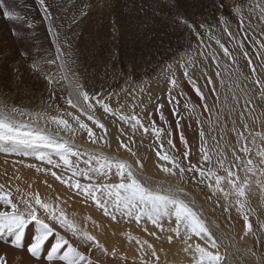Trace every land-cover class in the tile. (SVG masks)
I'll use <instances>...</instances> for the list:
<instances>
[{
	"label": "snow or ice",
	"instance_id": "obj_1",
	"mask_svg": "<svg viewBox=\"0 0 264 264\" xmlns=\"http://www.w3.org/2000/svg\"><path fill=\"white\" fill-rule=\"evenodd\" d=\"M40 4L44 7L47 16L48 11L45 0H40ZM218 7L223 9L225 4L218 3ZM255 7L259 8L260 19L264 20V7H261L259 3ZM0 9H2L3 15L9 20L21 19L19 15L4 7L3 0H0ZM230 11H233L239 17L240 24L243 25L244 17L241 7L236 5L230 8ZM220 19L226 24L224 16H221ZM182 22L188 24V27L199 36L195 25L189 24L187 20H182ZM200 27H204V25L201 24ZM225 30L227 31V27ZM53 34L55 37L59 36L58 32H54ZM13 35L23 40V37L15 29L13 30ZM228 35L231 37L232 33L228 32ZM216 43L223 49L225 56L232 57V53L219 39L216 40ZM239 47L241 49L244 48L242 41ZM259 48L264 49V42H259ZM56 51L61 57L63 56V50L59 43H57ZM260 54L257 52V55ZM21 55L27 56L28 53L22 51ZM243 55L248 58V64L252 65L249 53L244 51ZM212 58H216L215 54H213ZM232 62L236 63L234 57H232ZM47 63H55V61H48ZM191 66V61L188 62L187 67L181 64V67H184L183 75L188 78V83L192 85L200 99L204 100V93L189 76L188 68ZM167 67L169 70L172 69L171 64ZM260 68L264 72V59L260 61ZM32 69L34 72L39 73L41 71L40 63L33 61ZM60 69L58 77L51 73H44V78L50 86V98H54L55 96V92L51 90V86L61 80L65 81L69 89L66 97L67 105L86 115L87 119L94 126L101 129L104 135L97 136L88 123H85L79 115H72V113H68V115L75 122L77 126L75 128L68 119L58 116L49 117L50 121L57 126L58 131L71 134H75L76 131H84L87 133L92 144L102 141L104 147L110 148L111 141L106 138L108 130L105 124L94 115L96 105H99L104 113L117 117L119 121L129 126L130 135H127L123 128L119 129L120 135L117 137V151L123 149L130 153L140 171L126 160L109 157L103 153L94 154L87 149L85 150L87 158L81 160L82 153L76 151L73 143L68 139H58L43 129L15 119L12 113L23 114L16 107L11 108L10 111L0 108V141L11 142L14 145L12 148H3L0 151L17 152L22 156H33L36 160L51 165L52 168L71 172V175L65 179L64 176L49 168H40L32 164L27 165L29 168H35L37 172L50 173L57 181L66 185L69 190H72L77 195H81L85 201L93 202L95 207L100 209L103 215L109 217L112 221L119 222L121 219H126L129 222L134 221L138 226H141L143 232L154 237L156 240L163 238L168 243H172L174 239L181 240L185 244L183 251L191 253L192 264H229L227 246L232 245L233 241L230 238L228 245L225 246V251L223 253L220 251L222 245L213 234L211 227L203 215V211L197 209L195 197L191 192L180 186L188 179H191L195 185H204L211 193L206 199L213 200L215 198L213 202L217 207L222 206L224 212L229 213V217L230 209L235 208L244 221V231L241 239L251 234L258 243H264V241H261V237L254 231L253 223L249 218V213L254 210L250 207L248 200V192L251 186L249 174L256 175L259 172L261 176H264V167L258 168L257 163L250 158L252 150L248 147L243 132L237 133L238 142L244 141L239 151L249 158L244 160L233 149L232 155L234 160L229 162L224 148H220L219 141H216L217 152L215 153V162H213V153L207 146L206 134L202 122L198 118L200 114L195 111L197 105L189 106L185 104V108L189 110V114L197 116V123L201 124L199 129L200 158L195 164L189 160L185 165L182 163L180 157L170 154L176 151L171 127L167 129L158 127L156 121L151 118L145 123L144 119L136 115L134 111L131 114H123L119 108L113 109L109 103L104 102V99L107 97L103 93L90 95L88 91L84 90L83 84L74 81L69 75L71 69L63 59L61 60ZM251 72L253 75L256 74L255 66L251 67ZM216 75H220L219 71ZM72 76L74 77L75 73H72ZM206 79L207 83L205 86L212 83L211 77H206ZM168 83L171 85L168 89L169 102H171L174 99L171 95L172 90L178 89L180 85L174 74L168 77ZM253 83L259 86L260 98L264 100V80L257 77ZM221 84L223 85V80H221ZM211 91L214 92L215 88L213 87ZM180 94L183 95L182 92ZM217 99H219L218 96ZM236 102L239 103L238 98H236ZM249 103H251V100H247L245 106ZM163 107V104L157 105L158 109H162ZM202 107L211 112L207 103H204ZM134 108L135 105H133ZM173 111H176L175 108ZM240 116L243 118L244 113L241 112ZM159 119L165 124L168 123L163 112H160ZM208 122L211 124L210 117ZM176 125L177 127L181 126L179 119L176 121ZM244 127L247 128L248 125L245 124ZM232 131H235V128ZM137 132L142 137H152L151 148L154 150L157 158V167L165 175L177 178L179 181L178 185L165 186V181H155L152 177L143 175V160L132 147L136 143L134 137ZM179 135L180 141L184 145L182 157L184 160H188L191 154L188 141L185 139L182 131ZM255 135L264 140V133L257 132ZM125 136H127V139L124 138ZM213 140H215V137H213ZM140 143H143V141L141 140ZM165 143L168 145L167 149L165 148ZM252 143L255 144V139L252 140ZM256 155L260 157L259 164L264 165V149H258ZM236 161L240 163H236ZM81 163L85 165L84 168L80 167ZM241 167L244 171L243 177L239 174ZM113 169H115V175L119 178L118 183L107 182L112 177ZM76 177H83L88 182L81 183ZM101 180L104 182H99ZM145 181L150 183H145ZM256 183L261 188H264V183H261L260 180H257ZM150 184H154L155 187L150 186ZM15 190L17 193H21V189L18 186ZM56 199L60 200V197L57 196ZM221 200L224 202L223 205H221ZM0 203L5 208L4 211H0V236L11 237V245L14 248L26 252L37 261L41 260V253L45 250L44 246L46 242H49L50 238L55 235L59 238L51 245L50 250H46L48 264H104V261L93 259V251L99 253L104 258H111L113 264H127V256L121 254L117 247L113 246L110 250L96 235L81 227L74 218H70L59 204L42 199L39 192L21 194L16 199L12 196L11 192L5 191L3 184H0ZM40 210H43V215H41ZM86 219L91 221L94 226H98L97 221L91 216L86 217ZM52 222H55L66 233H69L75 241H79V244H74L72 239L59 235ZM149 224L152 226L151 231L148 227ZM166 224L167 227H165ZM257 224L259 230L264 232V222L260 221L259 216H257ZM30 225L35 227V232L31 241L25 244V233ZM215 227L219 228V225H215ZM122 235L126 237L129 243L135 242L139 246L141 264H160L157 249L147 239H141L133 235L131 231L122 233ZM196 238L203 243L196 242ZM80 245L86 246L87 250L81 251ZM252 255L254 256L255 253L253 252ZM146 257L154 259L150 260ZM0 264H8L6 253L0 252ZM261 264H264V261H261Z\"/></svg>",
	"mask_w": 264,
	"mask_h": 264
},
{
	"label": "rangeland",
	"instance_id": "obj_2",
	"mask_svg": "<svg viewBox=\"0 0 264 264\" xmlns=\"http://www.w3.org/2000/svg\"><path fill=\"white\" fill-rule=\"evenodd\" d=\"M218 3H224L225 7L221 9ZM257 3L264 7V0H45L48 11L46 16L40 0H3L4 7L19 15L21 19L9 20L0 9V106L9 111L13 107L19 108L23 114H12L42 125H45L44 122L55 125L49 117L58 116L68 119L75 128V122L68 115L72 113L79 115L93 130L102 132L86 115L67 105L69 89L65 81L61 80L51 86L55 96L50 98V86L44 78V73L58 77L62 59L70 67L69 75L74 81L83 84L84 90L90 95L103 93L107 97L104 102L110 106L115 104L117 108H122L129 94L139 92L147 84H152L150 88L154 90V85L161 81L162 76L166 83L168 77L173 74L178 83L181 82V86L175 89L178 94L183 93L181 107H185V104L194 105L187 94L190 86L194 88L183 75L184 67H181V64L187 67L189 61L194 63L195 57L198 58L202 51L201 48L209 50L211 40L219 39L221 42L222 35L231 39L232 46L238 49L240 42L245 40L243 30L246 32L245 36H248L247 33L258 26L255 17L256 11L259 10L255 7ZM236 5L242 9L243 25L240 24L239 17L230 11V8ZM250 15L254 16L255 20L250 18ZM221 16L226 18V24L221 21ZM182 20L195 25L199 36ZM201 24L204 27H200ZM14 29L20 33L23 40L13 35ZM54 32H58L59 36L55 37ZM228 32L232 33L231 37ZM256 35L257 33L254 36ZM57 43L63 50L62 57L56 51ZM22 51L28 55L22 56ZM53 60L55 63H47ZM33 61L40 63L39 73L33 71ZM169 64L172 65L171 70L167 67ZM188 72L206 97V87L212 86V83L204 86L207 83L206 77H211L210 73L206 72L202 79L198 74H193L191 67ZM72 73H75L74 77ZM152 93L154 95V92ZM157 97H153V102H150L152 105L158 102ZM143 102L146 104L144 100ZM171 104L170 108L179 110L180 103L177 99H173ZM162 112L168 121L167 124L163 121L159 123L155 112H148L147 116H153L158 127H177L178 116H172L169 110ZM94 115H97L101 122V117L109 116L99 105H96ZM185 124V120L181 122V130L188 140V128ZM67 134L77 138L87 135L84 131ZM178 139L180 140V135ZM0 142L3 143L0 149L14 147L11 142ZM75 150L82 153L81 160L87 158L85 151ZM0 153L3 161L13 160L24 169L32 164L49 168L62 176L71 175V172L52 168L33 156H22L17 152ZM80 167L84 168V164L81 163ZM29 169L36 171L34 168ZM39 173L45 174L43 171ZM114 174L115 172H112V176ZM45 175L52 176L50 173ZM76 179L80 182L87 181L81 177ZM11 194L16 199L20 196L12 192ZM4 210L3 204L0 203V211ZM33 227L30 225L29 229L32 230ZM29 229L26 230L25 236L28 235ZM2 237L0 236V242L11 246V237ZM27 240L26 236L24 243H29ZM43 253L44 251L41 257Z\"/></svg>",
	"mask_w": 264,
	"mask_h": 264
},
{
	"label": "bare ground",
	"instance_id": "obj_3",
	"mask_svg": "<svg viewBox=\"0 0 264 264\" xmlns=\"http://www.w3.org/2000/svg\"><path fill=\"white\" fill-rule=\"evenodd\" d=\"M255 17L258 22L257 28L252 29L250 33H247L248 36H245L246 32L243 30V39L245 38L243 41V49H241L239 45L238 49L234 48L232 46L233 43L231 44L233 41L229 38H225V36L222 35L221 43L229 49V51L232 53V57L235 58L236 63L232 62V57L224 55L223 49H221L219 44L216 43V40H211L209 43V50L205 51L203 48H201L202 51L200 52L198 58L195 57L196 61L192 63L191 68L193 69V74H198V77L202 79H204L206 72L210 73L212 86L206 87L204 84L206 87L205 93H207L204 100L200 99L191 86L189 89L192 91L187 89V94L194 105H197L195 111L196 113L200 114L198 118L202 122V126L206 134V139L208 141L207 146L213 153V162H215L216 159V141H219L220 148H224L229 162L234 160L232 155L233 149H235L236 153L244 160L249 158L245 156L244 153L239 151L244 141L241 140L238 142L237 133L243 132L244 136L246 137L248 147L252 150L250 158L257 163L259 168L264 167V165L259 164L260 157L256 155V152L258 149H264V140H261V138L256 136L255 133H264V100L260 98L258 90L259 86L255 85L253 81L257 77L264 80V72H262L260 68V61L264 59V49L259 48V42H264V20L260 19L259 10L256 11ZM250 18L255 20L254 16L250 15ZM255 33H257L256 36H254ZM244 51L249 53V58L252 59V65L248 64V58L244 57L243 55ZM257 52L261 54L257 55ZM213 54H215V59L212 58ZM253 66L256 67L255 75H253L251 72V67ZM218 71L220 73L219 76L216 75ZM163 78L164 76H162L160 82L158 81V83L154 85V90L150 88L152 84H147L141 88L143 91L140 89L139 92L137 91L138 93L136 91V93H131V91H129L131 94H129L127 101L123 102V107L119 109L123 114H131L134 111L136 115L144 119L145 123H147L149 119L147 116L148 112L151 114H154L155 112L158 122L160 123L161 120L159 119V115L163 110L165 112L169 110V113H171L174 117L178 116L180 125L181 122H184L185 120V126L188 128L189 137V139L187 138V141L191 154L188 160H184L182 157L184 145L178 139V135L181 131H183L181 130L182 126L174 127V129L171 128L173 130L172 139L176 145V151L171 152L170 154L180 157L182 163L185 165L189 160L195 164L200 158L199 129L201 124L197 123V116L189 115V110L184 106L181 107V100L184 98V96L178 94L175 89L172 90L171 95L180 103L179 110L175 108L176 111L174 112V108L169 107V105H172L171 102H169L168 93V89L171 86L168 81L165 83L164 80L166 79ZM221 80H223V85L221 84ZM179 84L181 86V82H179ZM186 86H188V84ZM213 87L215 88L214 92L211 91ZM152 92H154V95ZM155 95L156 97L158 96V102L156 104L154 103L155 105H152L150 102ZM217 96L219 99H217ZM236 98L239 99V103L236 102ZM143 100L146 102V104L143 102ZM247 100H251V103L245 106V102ZM204 103L208 104L211 112L205 110L202 107ZM159 104H163L164 107L162 109H158L157 105ZM133 105H135L134 109ZM111 107L113 109H117L115 104H112ZM0 108L4 107L0 106ZM40 110H42V108ZM241 112L244 113L243 118L240 116ZM108 115L109 116L104 115L101 117V119L108 130L106 138L111 141L110 148L104 147L102 141L92 144L87 135L82 138H77L76 136L72 137L63 131H58L57 126L48 122H44L46 125L45 126L31 120H25L24 118H20L15 115L13 116L19 121H23L29 125H34L48 133H51L58 139H68L73 143V147L75 149L81 151H85L87 149L94 154L103 153L109 157H117L119 159L126 160L128 163L132 164L133 167H136L138 171H140L136 165L135 159L130 155V153L123 149L117 151V137L120 135L119 129L123 128L125 133L130 135L131 133L129 126L119 121L117 117H113L111 114ZM151 117V119L154 120L153 116ZM209 117L211 118V124L208 122ZM245 124L248 125L247 128L244 127ZM233 128H235V131H232ZM93 131L97 136L104 135V133L99 130ZM249 133H251V135H249ZM213 137H215V140H213ZM124 138L127 139V136ZM134 139L136 143L132 145V147L135 151H137V154L143 160V175L152 177L155 181H165V186L178 185L179 181L177 178L165 175L157 167V158L155 156L154 150L151 148L152 137H142L141 134L137 132ZM253 139H255V144L252 143ZM141 140L143 143H140ZM0 145H3V143L0 142ZM165 148H168L166 143ZM3 156L4 155L2 154V157ZM10 156L11 155H9V157ZM236 163L240 162L236 161ZM17 164L15 161L13 162V160L12 162H8L6 160L3 161L2 158L0 159V183L5 186L6 191L19 195L39 192L41 198L45 201H51L54 204H59L60 207L64 208L70 218H74L81 225V227L86 228L89 232L96 235L102 243L109 247L110 250L113 246L117 247L121 254L127 256V264H141L140 252L138 250L139 246L136 245L135 242L129 243L126 237L122 235V233L129 231L141 239H147L155 246L157 249V254L160 257V264H192L191 253L183 251L185 244L181 240L174 239L172 243H168L166 239L163 238L156 240L154 237H151L147 233L143 232L141 226H138L134 221L129 222L126 219H121L119 222L112 221L109 217H105L102 211L95 207L93 202L85 201L81 195L75 194L72 190H69L66 185L61 184L52 176H46L45 174L40 175L43 173L31 170L29 167L24 169ZM114 172L115 171H113V173ZM239 174L241 177L244 176L242 167ZM65 175L64 178L67 179L68 177ZM249 176L251 179V186L248 192V200L250 207L254 210L253 212L249 213V218L253 223L254 231H256L257 235L261 237V241H264V232L259 230V226L257 224V216H259L261 222H264V188H261L260 185L256 183L257 180H260L261 183H264V176H261L259 172H257L256 175L249 174ZM45 181H47V183H45ZM87 182L88 181L81 183ZM99 182L104 181L101 180ZM107 182L118 183L119 178L114 174ZM17 186L21 189V193L16 192L15 189ZM180 186L191 192L195 197L197 209L203 211V215L211 227L213 234L218 238L222 245L220 248L222 253L225 251V246L228 245V240L230 238L232 239L233 244L227 246L229 264H261V261H264V243H258L251 234L241 239L244 231V221L242 216L236 212L234 207L230 209L229 217V213L224 212L222 206L217 207L213 202L215 198H213V200L206 199V197L211 195V193L204 185H195L191 179H188L183 185ZM152 187H155V185L152 184ZM57 196L60 197V200L56 199ZM223 203L224 202L221 200V205H223ZM40 212L41 215H43V210H40ZM88 216H91L94 220H96L98 226H94L91 221L87 220L86 217ZM45 219H47V217H45ZM52 223L59 235L72 239L74 244H79V241H75L74 238H71L70 234L59 228L55 222ZM215 225H219V228L215 227ZM148 227L151 231V224H149ZM165 227H167V224ZM33 228L34 229L32 230L29 229L28 235H26L28 242L31 241L34 235L35 227ZM113 233H115V235H113ZM222 234L225 235L222 236ZM58 238L59 237L55 235L50 238L49 242L46 244L47 246L40 261L31 258L26 252L15 250L12 245L10 246V244L5 245L1 242L0 252L7 254L8 264H48L46 250H50L51 245L54 244L55 240ZM196 242L203 243L202 241H199L198 238H196ZM80 248L81 251L87 250L86 246L84 245H80ZM253 252L255 253L254 256L252 255ZM92 255L93 259L104 261V264H113L111 258H104L95 251H93ZM146 258L150 260L154 259L151 257Z\"/></svg>",
	"mask_w": 264,
	"mask_h": 264
}]
</instances>
